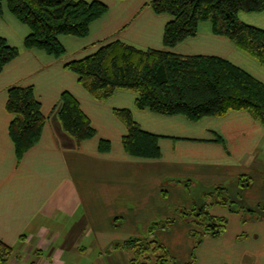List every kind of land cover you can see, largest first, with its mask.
<instances>
[{
	"label": "crops",
	"instance_id": "0c3cea01",
	"mask_svg": "<svg viewBox=\"0 0 264 264\" xmlns=\"http://www.w3.org/2000/svg\"><path fill=\"white\" fill-rule=\"evenodd\" d=\"M101 1L107 11L86 36L58 35L65 47L60 57L25 48L29 27L2 7L0 36L19 49L0 72V240L12 248L3 264H130L132 252L112 245L146 237L153 222L169 217L174 220L167 228L152 232L171 256L165 264H264L263 124L245 109L193 121L181 113L137 108L136 92L124 88L104 100L93 98L64 64L112 39L139 49L165 48L169 19L152 10L151 0ZM255 13L263 14L257 15L263 22L264 11ZM205 21L170 50L225 58L264 82V65L215 35ZM16 84L33 85L45 116L39 140L19 160L8 133L13 114L5 108L7 89ZM64 90L78 99L96 130L80 143L57 115ZM115 108L129 109L140 128L159 135L157 158L125 152L121 137L127 129ZM100 138L110 141L109 151L97 149ZM240 176H249L250 184L240 186ZM217 185L254 213L210 204L211 214L227 218L226 228L196 245L189 234L193 225L179 209L210 203L206 192Z\"/></svg>",
	"mask_w": 264,
	"mask_h": 264
},
{
	"label": "trees",
	"instance_id": "16d2710c",
	"mask_svg": "<svg viewBox=\"0 0 264 264\" xmlns=\"http://www.w3.org/2000/svg\"><path fill=\"white\" fill-rule=\"evenodd\" d=\"M4 4L15 18L29 27L23 46L41 49L55 57L65 53L58 35L86 36L90 24L108 8L101 0H0V13ZM149 5L155 13L169 15L162 34L165 48L139 49L119 39L102 42L93 52L64 64L77 75L83 88L97 100L107 99L117 88L130 89L136 92L137 108L161 114L181 113L193 121L204 115L245 109L264 126L263 81L225 58L170 50L194 36L200 21L208 20L215 35L228 38L264 65V28L238 18L239 12L264 11V0H151ZM18 52L16 46L0 36V72ZM5 108L13 114L8 133L19 160L39 140L45 116L33 85L10 86ZM113 112L126 125V133L121 137L125 152L139 158L160 155L159 135L140 128L129 109L115 108ZM57 115L62 128L77 143L96 133L78 99L69 91L60 93ZM97 149L109 151L110 141L100 138ZM238 180L242 187L250 184L249 176H240ZM206 195L210 203L179 209L181 217L193 225L189 234L195 238L196 245L205 235L218 236L226 228L227 218L211 214L210 204L254 213L230 199L222 186L217 185ZM173 220L169 217L153 222L146 237H129L112 247L130 250V264H165L171 256L152 232L167 228ZM11 251V246L0 240V264L8 260Z\"/></svg>",
	"mask_w": 264,
	"mask_h": 264
},
{
	"label": "rangeland",
	"instance_id": "374dc122",
	"mask_svg": "<svg viewBox=\"0 0 264 264\" xmlns=\"http://www.w3.org/2000/svg\"><path fill=\"white\" fill-rule=\"evenodd\" d=\"M239 15H241L240 16V18H241L240 20L243 21V20H246V18H247V22L246 23L252 24V25H255V26H259V27L262 26L264 28V21L263 22L262 21H258L257 22V15L263 17L262 16L263 14H257L255 12H240ZM205 22L209 23L208 20H206Z\"/></svg>",
	"mask_w": 264,
	"mask_h": 264
}]
</instances>
